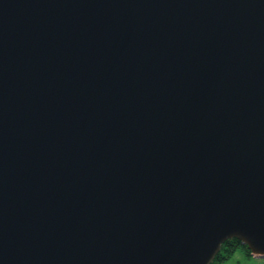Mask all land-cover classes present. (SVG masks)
<instances>
[{"label": "water", "instance_id": "obj_1", "mask_svg": "<svg viewBox=\"0 0 264 264\" xmlns=\"http://www.w3.org/2000/svg\"><path fill=\"white\" fill-rule=\"evenodd\" d=\"M264 260V0H0V264Z\"/></svg>", "mask_w": 264, "mask_h": 264}, {"label": "trees", "instance_id": "obj_2", "mask_svg": "<svg viewBox=\"0 0 264 264\" xmlns=\"http://www.w3.org/2000/svg\"><path fill=\"white\" fill-rule=\"evenodd\" d=\"M238 250H243L247 256L251 257V252L247 247H243L241 242L237 239L228 240L221 249V252L217 255L212 264H223L227 260L231 259Z\"/></svg>", "mask_w": 264, "mask_h": 264}, {"label": "rangeland", "instance_id": "obj_3", "mask_svg": "<svg viewBox=\"0 0 264 264\" xmlns=\"http://www.w3.org/2000/svg\"><path fill=\"white\" fill-rule=\"evenodd\" d=\"M223 264H264V260L255 259L247 256L243 250H238L237 253Z\"/></svg>", "mask_w": 264, "mask_h": 264}]
</instances>
